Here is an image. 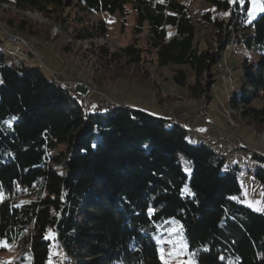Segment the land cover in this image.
Segmentation results:
<instances>
[{
	"label": "trees",
	"instance_id": "trees-1",
	"mask_svg": "<svg viewBox=\"0 0 264 264\" xmlns=\"http://www.w3.org/2000/svg\"><path fill=\"white\" fill-rule=\"evenodd\" d=\"M205 1L228 13L225 21L206 10L199 20L210 24L214 50L200 47L185 0H0V8L38 13L75 40L92 41L107 27L90 16H124L129 5L135 35L146 31L145 47L101 45L97 57L138 65L143 53L153 54L159 66L177 67L173 82L195 100L218 79L226 46L246 47L227 101L263 128L264 11L248 20L247 1ZM4 24L35 36L23 18ZM8 50L0 47V239L30 258L0 264H164L149 230L170 225L167 217L182 227L189 264H264V215L237 201L236 167L223 150L189 141L170 118L120 104L89 109L55 81L63 77ZM88 84L97 89L94 78ZM255 176L264 184L263 168Z\"/></svg>",
	"mask_w": 264,
	"mask_h": 264
},
{
	"label": "rangeland",
	"instance_id": "rangeland-1",
	"mask_svg": "<svg viewBox=\"0 0 264 264\" xmlns=\"http://www.w3.org/2000/svg\"><path fill=\"white\" fill-rule=\"evenodd\" d=\"M185 1L189 14L197 25L198 38L201 40L200 47L214 50L217 46L214 32L210 24L199 20L206 10L212 12L213 16H223L225 21L228 16L224 12L216 11L205 0ZM244 1H247L248 4L246 10L248 20L262 12L259 9L264 6L263 0H256L255 6L252 0ZM126 10L127 13L124 16L119 12H101L90 16L91 22L95 23L101 20L106 24V36L92 41H77L68 31L61 29L60 26L38 13L19 12L12 7L2 6L0 8V47L16 52L23 51L32 64H37L44 71H50L63 77L64 80H79L88 84L94 78L97 89L106 93L116 104L141 110L155 117L167 119L165 109L171 110V107L175 105L186 107L181 115L184 117L193 112L194 116L199 117L194 120V123L203 131L200 133L201 137L206 136L207 133L206 138L210 140L217 139L222 135L236 145L222 147L221 144H211L207 139L198 138L195 140L190 135L187 137L191 142H202L217 152H221V150L225 152L229 166L236 167L235 171L240 186L237 201L239 204L264 215V184L255 176L257 168L264 169V127L248 123L240 118L237 111L232 109L227 101L231 95L234 74L238 71L234 66L240 63L244 55L249 54L248 48L229 43L217 66L216 77L218 79L215 84L199 100L191 99L185 90L172 80V69L177 67L159 66L153 54L143 53V61L138 65L122 60L110 62L107 58L97 57L96 48L101 45L106 46L111 52L133 42L141 48L145 47V29L141 34L135 35L133 31L136 25L134 12L129 5L126 6ZM8 17H12L16 22L23 18L28 24V29L35 32V36L29 37L28 34L17 33L15 30L6 28L4 23ZM8 33L20 36L24 39V43L11 42ZM29 52L31 55H28ZM8 61L10 58L5 55V62ZM188 73L190 74V72ZM87 106L92 109L94 104L89 102ZM201 107L209 112L206 118L198 115ZM235 115L236 118H234ZM210 133L217 134V136L212 138ZM253 153L262 158L253 155ZM183 190L189 191L188 184L183 187ZM165 221L171 222V224L165 227L157 226V228L149 230L158 244L161 261L164 264H189L190 257L185 250L180 223L171 217L165 218ZM181 243L184 245L182 251H180ZM8 244L10 247H0V260L13 261L24 254L20 251L19 245ZM162 249L163 259L161 258ZM169 253H171V257H169ZM50 254L52 255V252ZM24 257L30 258L27 253L24 254ZM50 262L52 261L48 259L47 263ZM53 262L58 264L59 259L53 260Z\"/></svg>",
	"mask_w": 264,
	"mask_h": 264
},
{
	"label": "built area",
	"instance_id": "built-area-1",
	"mask_svg": "<svg viewBox=\"0 0 264 264\" xmlns=\"http://www.w3.org/2000/svg\"><path fill=\"white\" fill-rule=\"evenodd\" d=\"M20 41V39H19ZM57 79V78H56ZM62 83L66 84V87L70 88L72 91H76L78 95L81 96V98L84 99L85 104L87 102H92L94 104L95 108H103L105 105H109L114 103L115 101L108 96L104 95L103 92L95 90V88L91 87L88 84H83L80 81H74V80H60ZM167 115L170 114V110H166ZM198 115L206 118L209 115V112H205L204 108L201 107L199 109ZM182 116V115H181ZM176 118L177 117H171ZM215 142H219L222 147L224 146H236L234 143L229 142L226 138L219 136L217 139H211Z\"/></svg>",
	"mask_w": 264,
	"mask_h": 264
},
{
	"label": "crops",
	"instance_id": "crops-1",
	"mask_svg": "<svg viewBox=\"0 0 264 264\" xmlns=\"http://www.w3.org/2000/svg\"><path fill=\"white\" fill-rule=\"evenodd\" d=\"M185 109H186V107H183L181 105H175V106L171 107L169 115H167L166 109H165V113H166L168 119L169 118L171 119V117H173V116L177 117L178 118L177 122L182 127H184V129L187 131L188 135H190V137L192 139H195V140H197L198 138L200 139V135H201L200 133H203V131H201V128L197 127L194 123V120L199 118V117L194 116L193 112L188 113L186 116L182 117L181 113ZM192 116H194V118H191ZM209 132H210V130L208 131V133ZM191 135L195 136L196 138L192 137ZM206 136H207V133H206ZM211 136H212V138H215L214 136H217V134H211ZM220 136H222V135H220Z\"/></svg>",
	"mask_w": 264,
	"mask_h": 264
},
{
	"label": "bare ground",
	"instance_id": "bare-ground-1",
	"mask_svg": "<svg viewBox=\"0 0 264 264\" xmlns=\"http://www.w3.org/2000/svg\"><path fill=\"white\" fill-rule=\"evenodd\" d=\"M8 37H9V40H10L11 42H13V43H17V44L24 43V39L21 38L20 36L16 35V34L8 33ZM19 39H20V41H19ZM7 52H8V54H9L10 56H13V57H14L15 59H17V60L21 59V57L19 56V54L16 53V52H14L13 50H8ZM55 81H56L57 83L62 84V82L59 81V80L56 79V78H55ZM78 81H79V80H78ZM80 82L83 83V84H86L85 82H82V81H80ZM63 84H64V83H63ZM65 86H66V84H65ZM66 90L69 92V94H70L71 96L75 97V98H76V99H77L82 105L85 104L84 99L81 98V96L78 95V93H77L76 91H72V90H71L70 88H68V87H66ZM95 90H97V89H95ZM97 91H99V90H97ZM100 92H101V91H100ZM115 105H116V103L114 102V103H112V104L105 105L103 108H97V109H98V110H107V109H110V108L114 107ZM204 106H205V105H204ZM197 110H198V109H197ZM204 110H205V112H208L207 109L204 108ZM171 120H172V121H177L176 118H171ZM202 137H204V135H203ZM210 141H211L212 143H215V144H220L219 142H215V141H213V140H211V139H210Z\"/></svg>",
	"mask_w": 264,
	"mask_h": 264
},
{
	"label": "snow or ice",
	"instance_id": "snow-or-ice-1",
	"mask_svg": "<svg viewBox=\"0 0 264 264\" xmlns=\"http://www.w3.org/2000/svg\"><path fill=\"white\" fill-rule=\"evenodd\" d=\"M161 2H162V0H161ZM229 2H231V3L239 2L240 4H243L244 0H229ZM252 3L255 6L256 5V0H252ZM259 10L260 11H264V6H261ZM227 14L228 13H225V15H227ZM2 199H3V196L0 195V200H2ZM173 243H175V242H173ZM0 247H10V245L8 244L7 240L0 239ZM183 247H184V245L181 243L180 251L183 250ZM161 252H162L161 258L163 259V249L161 250ZM168 255H169V257H171V253H169ZM4 264H9V262H4Z\"/></svg>",
	"mask_w": 264,
	"mask_h": 264
}]
</instances>
